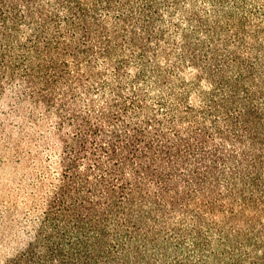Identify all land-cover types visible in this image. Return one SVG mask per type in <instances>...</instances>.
Listing matches in <instances>:
<instances>
[{
  "label": "trees",
  "instance_id": "trees-1",
  "mask_svg": "<svg viewBox=\"0 0 264 264\" xmlns=\"http://www.w3.org/2000/svg\"><path fill=\"white\" fill-rule=\"evenodd\" d=\"M1 106L61 150L37 264H264V0H0Z\"/></svg>",
  "mask_w": 264,
  "mask_h": 264
},
{
  "label": "rangeland",
  "instance_id": "rangeland-1",
  "mask_svg": "<svg viewBox=\"0 0 264 264\" xmlns=\"http://www.w3.org/2000/svg\"><path fill=\"white\" fill-rule=\"evenodd\" d=\"M11 112L0 107V264H37L43 214L62 180L61 150L50 120L38 114L34 126Z\"/></svg>",
  "mask_w": 264,
  "mask_h": 264
}]
</instances>
